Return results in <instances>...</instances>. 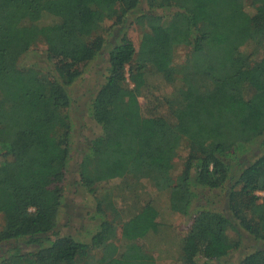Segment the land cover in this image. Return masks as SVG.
<instances>
[{"label": "trees", "instance_id": "1", "mask_svg": "<svg viewBox=\"0 0 264 264\" xmlns=\"http://www.w3.org/2000/svg\"><path fill=\"white\" fill-rule=\"evenodd\" d=\"M39 43L45 60L21 67ZM100 58L104 80L85 111L100 129L80 148L78 179L100 222L83 239L58 225L79 150L72 85ZM157 74L169 95L156 93ZM0 160V264H157L144 242L161 215L153 201L123 220L113 207L106 214L111 192L95 194L121 180L138 201L144 179L193 216L180 264H221L249 239L257 245L236 264H264V0H0ZM214 190L221 208L210 206Z\"/></svg>", "mask_w": 264, "mask_h": 264}, {"label": "rangeland", "instance_id": "2", "mask_svg": "<svg viewBox=\"0 0 264 264\" xmlns=\"http://www.w3.org/2000/svg\"><path fill=\"white\" fill-rule=\"evenodd\" d=\"M248 9L250 11L253 10L251 7ZM109 25L110 22L108 23V26ZM127 33L138 48L142 40L143 32L135 26V28L133 27L131 30L128 29ZM44 46L43 43H39L37 46L31 48L22 56L20 66L27 67L29 64H32V62L35 66L38 65V60L42 61L44 59ZM255 46L254 43L250 42L244 47V49L246 51L254 50L253 48ZM187 51L186 48L178 49L174 60L175 66L181 67L185 63ZM107 65V61L100 58L98 61H93L91 64L83 66V74L72 85L74 101L78 106V109L74 111L77 128L75 131L76 135L72 140V145L73 147H78L79 150L74 152L68 171L70 176L64 179L63 182L65 187L64 206L66 214L60 220L58 228L62 233L75 234L76 236H81L83 239H89L97 230L98 223L100 222V219L96 215V204H92V202L95 201V198L91 197V195L87 199L85 193L79 189L81 188V184L78 183L79 162L81 160L80 148L84 146L86 142L96 137L98 135V130L100 129L94 121L86 116L85 111L90 96L100 87L104 80ZM125 72L127 78H129V66L126 67ZM150 82L155 87L156 93L161 96L169 95L173 89V87L167 85L158 74L151 76ZM140 102L143 106V110L147 112L149 106L146 97L142 96ZM187 156L188 148L185 146L181 147L174 161V167L171 170L173 176L176 177L181 173ZM120 184H122L121 180H111L100 184L96 188L97 191L95 194L97 197L105 191L112 193L109 195V198L114 204L109 200L106 201V214L108 217H111L112 212L110 207H113L115 208L114 213H118L119 219H128L136 212L137 208L143 202L151 199L159 209L161 215L158 220L153 223L152 232L146 237L144 242L145 244L147 243L155 253L157 264H180L179 253L182 241L190 229L193 216L187 217L172 211L169 201V191L156 190V188L150 184L149 179L141 181V186L143 187L136 186V189L141 192V200L138 201L136 197L130 195L128 190L123 191L124 194H122L121 190L117 188ZM256 194L261 198L264 196L263 191H257ZM210 199L213 201L210 206L221 208L224 206L225 194L220 190H214ZM259 201L261 200L259 199ZM4 224V218L0 215V228L4 226ZM120 231L121 228L119 229V233ZM249 245L253 247L254 245H257V243L255 240L249 239L246 244L241 245L234 251L231 250L229 255L221 260V264H236L238 259L244 255L245 248Z\"/></svg>", "mask_w": 264, "mask_h": 264}, {"label": "built area", "instance_id": "3", "mask_svg": "<svg viewBox=\"0 0 264 264\" xmlns=\"http://www.w3.org/2000/svg\"><path fill=\"white\" fill-rule=\"evenodd\" d=\"M264 192V191H263Z\"/></svg>", "mask_w": 264, "mask_h": 264}]
</instances>
